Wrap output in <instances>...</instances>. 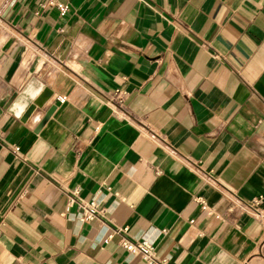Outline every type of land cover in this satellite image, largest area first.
I'll return each instance as SVG.
<instances>
[{
  "label": "crops",
  "instance_id": "1",
  "mask_svg": "<svg viewBox=\"0 0 264 264\" xmlns=\"http://www.w3.org/2000/svg\"><path fill=\"white\" fill-rule=\"evenodd\" d=\"M32 77L52 96L21 121ZM121 237L264 264V0H0V264H145Z\"/></svg>",
  "mask_w": 264,
  "mask_h": 264
},
{
  "label": "built area",
  "instance_id": "2",
  "mask_svg": "<svg viewBox=\"0 0 264 264\" xmlns=\"http://www.w3.org/2000/svg\"><path fill=\"white\" fill-rule=\"evenodd\" d=\"M61 13H64L66 10V6L61 4H55ZM128 93L122 88L115 89L113 91V98L111 99V105L121 113H125L124 111V103L126 100ZM65 97H58V101L60 103L64 102ZM72 198H70V203L75 202L76 191H72ZM261 198L258 200H253V204H260ZM193 201L197 203L202 211L207 210L206 204L204 200L200 197H194ZM77 205L80 209L79 216L83 221H92L95 219H100V216L103 214V210L99 208V203L97 200L90 201H77ZM259 214V213H258ZM192 222V221H190ZM118 230H112L111 234L108 237H111L113 234L117 233ZM120 247L129 254L139 255L145 264H168L167 257H158L155 247L151 241L146 238L130 240L125 237H121L119 242Z\"/></svg>",
  "mask_w": 264,
  "mask_h": 264
},
{
  "label": "water",
  "instance_id": "3",
  "mask_svg": "<svg viewBox=\"0 0 264 264\" xmlns=\"http://www.w3.org/2000/svg\"><path fill=\"white\" fill-rule=\"evenodd\" d=\"M56 81L63 86L70 87V84H68L62 75H59ZM51 96L52 91L37 78L32 77L22 90L14 96L8 111L21 121H26L36 110H40ZM53 109L54 107H50L44 113L38 128L46 122Z\"/></svg>",
  "mask_w": 264,
  "mask_h": 264
}]
</instances>
